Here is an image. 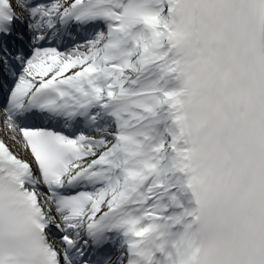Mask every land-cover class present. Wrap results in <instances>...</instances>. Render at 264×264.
Masks as SVG:
<instances>
[{
    "label": "snow or ice",
    "instance_id": "obj_1",
    "mask_svg": "<svg viewBox=\"0 0 264 264\" xmlns=\"http://www.w3.org/2000/svg\"><path fill=\"white\" fill-rule=\"evenodd\" d=\"M0 264H264V0H0Z\"/></svg>",
    "mask_w": 264,
    "mask_h": 264
},
{
    "label": "bare ground",
    "instance_id": "obj_2",
    "mask_svg": "<svg viewBox=\"0 0 264 264\" xmlns=\"http://www.w3.org/2000/svg\"><path fill=\"white\" fill-rule=\"evenodd\" d=\"M41 126H43V125H41Z\"/></svg>",
    "mask_w": 264,
    "mask_h": 264
}]
</instances>
